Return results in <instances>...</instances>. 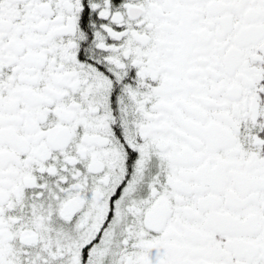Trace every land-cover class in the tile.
<instances>
[{"label": "snow or ice", "instance_id": "snow-or-ice-1", "mask_svg": "<svg viewBox=\"0 0 264 264\" xmlns=\"http://www.w3.org/2000/svg\"><path fill=\"white\" fill-rule=\"evenodd\" d=\"M0 264H264V0H0Z\"/></svg>", "mask_w": 264, "mask_h": 264}]
</instances>
